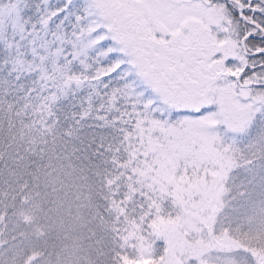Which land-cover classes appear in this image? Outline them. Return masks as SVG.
Instances as JSON below:
<instances>
[{
	"label": "snow or ice",
	"instance_id": "6c2138e0",
	"mask_svg": "<svg viewBox=\"0 0 264 264\" xmlns=\"http://www.w3.org/2000/svg\"><path fill=\"white\" fill-rule=\"evenodd\" d=\"M0 264H264V0H0Z\"/></svg>",
	"mask_w": 264,
	"mask_h": 264
}]
</instances>
